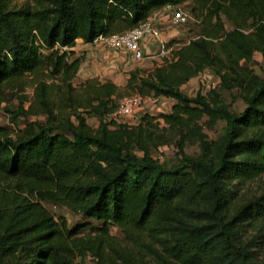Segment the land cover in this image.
<instances>
[{"label":"trees","instance_id":"obj_1","mask_svg":"<svg viewBox=\"0 0 264 264\" xmlns=\"http://www.w3.org/2000/svg\"><path fill=\"white\" fill-rule=\"evenodd\" d=\"M180 7L202 31L170 44L152 71H130L123 86L96 78L73 85L77 41L89 45ZM205 71L217 76L215 87L181 91ZM133 94L174 103L135 125L108 120ZM4 103L15 125L25 123L0 125V264H264L255 253L264 186L259 194L244 188L264 185V0H0ZM219 122L211 141L205 130ZM164 146L177 150L171 165L153 157ZM190 146L197 155L185 153ZM45 204L100 226L80 235L85 226L69 228Z\"/></svg>","mask_w":264,"mask_h":264},{"label":"rangeland","instance_id":"obj_2","mask_svg":"<svg viewBox=\"0 0 264 264\" xmlns=\"http://www.w3.org/2000/svg\"><path fill=\"white\" fill-rule=\"evenodd\" d=\"M18 2H23L25 0H17ZM180 9L184 10L185 12H187L190 16L188 22L184 25H171L169 23V25H167V27H171L174 30L179 31L180 33H182L184 36L182 37V39L180 40V42H187L193 38H195V36L197 34H199L202 30V25L200 20H197L190 12L187 8L185 7H180ZM173 12V11H172ZM169 22V19H168ZM223 22H224V26L227 30H229L230 24L223 18ZM179 41L175 40V39H171L169 41H167L168 45L172 44L175 45L176 43H178ZM77 47L76 49V56L79 57L82 61V63H86L85 65H88L87 68H89L90 66V60L92 61H97L95 65H97V69H105L106 67H110V62L112 60H108L106 62V60H100L99 57L97 55H99V50L100 52L102 51H109V50H116L115 48H111L108 47L104 42H99L97 44V46H83V43H76ZM124 49V48H123ZM127 51V50H126ZM125 52V50H124ZM127 54H129L130 56L127 57L125 56V54L123 53V56L126 57V59H128V61L130 60L131 63H134L136 65V62L132 57L130 52H125ZM171 53V52H170ZM167 55L168 57L170 56ZM97 54V55H96ZM254 59L257 62V66L255 68L256 72L259 75H263V71L261 68L262 65V58L258 53H255L254 55ZM104 71V70H103ZM82 72L84 73V69H82ZM101 74V80L100 81H105L107 80L106 76L107 75H102ZM124 74H126V72H124ZM83 74L80 73V75H78V77L76 76V78L73 80V85L77 86V84H79L82 80ZM99 80V79H98ZM200 78H193L191 79L187 84H185L184 86L181 87V91L188 95V96H195L196 93L198 91H201L203 94H205L207 91L211 90L213 88V85H208L206 88L202 86V83L200 81ZM214 83V82H213ZM123 86V85H122ZM209 87V88H208ZM26 95V97H28V99H30V97L32 96V88L30 86H27L25 88L24 93ZM134 95V94H133ZM138 95V94H135ZM10 98V109H12V106L17 107L19 102L16 98H14L12 95L8 96ZM127 97V96H125ZM142 98V104L141 106L136 110V112L132 115V116H117L115 114H112L109 116L108 120H113L116 123H123V124H128V125H135L138 123L139 119L146 115H152V116H160L161 114H165L168 113L170 111V108L172 105H170L167 101H165L164 99H157V98H153V97H141ZM227 102H229V98L226 97ZM8 104L4 103L2 105H0V125L6 127L7 129H9L10 131H14V129L16 128H23L25 120L23 118H20L19 120H17L15 123L16 125L13 123V121L11 120L12 115L7 113L5 108L7 107ZM28 107V102L25 103L24 108ZM233 109L235 111H239L241 109V103L239 101L235 102L233 104ZM116 112V111H115ZM35 119H38L39 121H43L44 118L43 117H30L29 120L33 121ZM88 124L92 127L96 126V121L93 118H90L87 120ZM224 124L222 122H219L212 130H205V133L207 135V138L209 140H214L219 134L222 133ZM185 153L187 155L190 156H195L198 153V149L195 146H190L187 147L185 149ZM153 157L155 159H158L161 163L165 164V165H171L172 163L175 162L176 157H177V150L175 149L174 146H164L161 147L158 151L153 152ZM263 184L262 181H255L252 182L250 184H248L245 188V192H247L248 194H259L263 188ZM46 207V209L51 212L55 217H64L65 220L67 221V224L69 226V228H76V227H80V226H85L84 229L81 230L80 235H88V233L90 232L91 227H98L100 226L99 223L94 222L92 220H85L83 218H81L80 216L74 215L73 213H71L70 211H68L65 208H61L58 206H53L50 204H45L44 205ZM110 234L112 236H115L119 239L122 238L121 233L118 231V229L114 228V227H110ZM255 253L257 255V257L260 259L264 256V241L263 243H259L256 244L255 247ZM80 264H96V262L90 258L87 257L84 261L82 260Z\"/></svg>","mask_w":264,"mask_h":264},{"label":"crops","instance_id":"obj_3","mask_svg":"<svg viewBox=\"0 0 264 264\" xmlns=\"http://www.w3.org/2000/svg\"><path fill=\"white\" fill-rule=\"evenodd\" d=\"M174 9L173 8H165L157 13H155L149 20L152 21L160 30L161 33V37L165 40V41H169L171 39H175L177 41L180 42V40L182 39V37L184 36L182 33H180L177 30L172 29L171 27H167V25H169L168 19L169 16L172 14V11ZM81 41H77V43ZM91 46V44H89ZM88 44H83L84 47L89 46ZM97 46V45H96ZM95 46V47H96ZM77 47V44L76 46ZM75 47L73 48V51L76 52ZM140 47L144 53V58L140 61L136 62V65L134 63H131V61L128 59H126V57L123 56V53L125 54V56L129 57L130 55L125 53L127 52L125 49H116V50H109V51H101L99 50V55H97L99 57L100 60H106V62L108 60H112L109 64L110 67H106L105 69H97V65L95 61H89L90 62V66L89 68L88 65H85L86 63H82L80 64V69L78 71L77 77L78 75L83 74L82 78H81V83L89 80V79H99L101 80V74L102 75H107L106 78L107 80L112 81L114 84L118 85V86H122L126 83L127 79H128V73L130 71L139 69L142 70L146 73L152 71L154 69L155 66L160 65L162 63V59L160 58L159 55L157 54V44L155 43V41L152 38H146L144 39L141 44ZM125 50V52H124ZM259 54V53H258ZM260 55V54H259ZM261 56V55H260ZM75 57L76 54H75ZM132 57V56H131ZM262 58V57H261ZM82 69H84V73L82 72ZM104 70V71H103ZM124 72H126V74H124ZM196 78H200L202 86L203 87H207L209 84L213 85V87H215L218 84V78L217 76L211 72V71H205L201 74H199ZM106 81V80H105ZM214 82V83H213ZM77 84V85H79ZM209 88V87H208ZM157 99H164L165 101H167L170 105H172L174 102L171 99H166V98H157ZM94 119V118H93ZM96 121V126L92 127V128H96L98 125V121L95 119ZM88 123V122H87Z\"/></svg>","mask_w":264,"mask_h":264},{"label":"built area","instance_id":"obj_4","mask_svg":"<svg viewBox=\"0 0 264 264\" xmlns=\"http://www.w3.org/2000/svg\"><path fill=\"white\" fill-rule=\"evenodd\" d=\"M190 16L184 10L177 8L174 9L169 16V23L171 25H184L188 22ZM146 38H152L157 44V54L160 58H167L171 52L167 41L161 37L159 28L150 20L141 23L136 28L117 34L110 37H97L92 46L97 45L99 42H104L108 47L115 49H125L130 52L135 61H140L144 58V53L140 47L141 42ZM142 98L139 95H130L123 97L118 101L116 112L113 114L117 116H132L136 110L141 106Z\"/></svg>","mask_w":264,"mask_h":264},{"label":"bare ground","instance_id":"obj_5","mask_svg":"<svg viewBox=\"0 0 264 264\" xmlns=\"http://www.w3.org/2000/svg\"><path fill=\"white\" fill-rule=\"evenodd\" d=\"M76 48V47H75ZM145 98V97H144Z\"/></svg>","mask_w":264,"mask_h":264}]
</instances>
